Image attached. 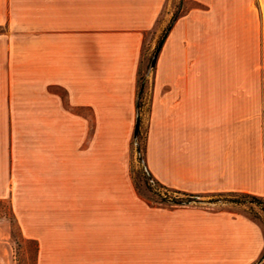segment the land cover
<instances>
[{"label": "crops", "instance_id": "crops-1", "mask_svg": "<svg viewBox=\"0 0 264 264\" xmlns=\"http://www.w3.org/2000/svg\"><path fill=\"white\" fill-rule=\"evenodd\" d=\"M180 0H0V195L36 264H253L262 226L223 207L151 203L124 146L143 33ZM157 54L145 163L191 193L264 195V0H198ZM61 90L65 91V95ZM122 127L95 139L93 117Z\"/></svg>", "mask_w": 264, "mask_h": 264}, {"label": "rangeland", "instance_id": "rangeland-1", "mask_svg": "<svg viewBox=\"0 0 264 264\" xmlns=\"http://www.w3.org/2000/svg\"><path fill=\"white\" fill-rule=\"evenodd\" d=\"M177 5H178L177 3L174 5V9H173L174 12L177 8ZM206 8L207 5H205L204 3L198 0H185L184 4L181 6V8L178 11L177 18H179V16L185 14L187 11L191 9H206ZM175 21L172 23L169 30L172 28ZM163 22L164 21L162 19L157 20L156 24L153 27L145 30L143 33L144 35H143V42L141 48V62L139 67L141 66V73L145 74L144 79L146 80V85H145V91L143 97L141 99V108L139 110L140 135L139 137H137V135L136 136L134 135L135 124L137 122V109H136L135 121L131 133V138L124 146L122 137H119L118 135H114L112 137L113 141L111 143L112 145L110 148L111 154L121 155L125 153L126 160L129 162L130 165V172L134 183L141 192H143L147 196L154 198H156V196L152 192H150L147 188L145 177L148 176V173L145 168L146 165L145 161L141 159V157H143V151L146 143V137L148 131L147 114L149 110V103L152 94V87L155 79L154 77L156 70V65L152 66L151 60L159 44V41L163 35V31L169 24L168 23L166 26L165 25L163 26ZM136 87H137V83H136ZM61 91L64 96L65 91L64 90ZM136 97H137V88H136ZM135 102H136V98H135ZM93 123H94L93 127H94L95 139L108 138V136L106 135L107 133L104 131L109 130L108 129L109 127L124 128L122 122H118V123L115 122V117L113 118L107 116L105 117V116L94 115ZM147 183L151 184V186H153L154 188H157V190L161 191L162 194L166 192L165 188L158 186L157 184L153 183L151 180H148ZM200 194L201 196L198 197L196 201L191 202L190 203L191 205H202V206H210L216 208L223 207V208L231 209L233 211L244 213L250 217L254 215L259 216V219H256V221L262 226L264 231V211L261 208L260 204L250 202L248 199H246L245 202H243L242 204L235 205L229 203L228 201H225L223 197H219L214 193H200ZM36 257H37V240L23 238L17 215L13 211L11 197L0 195V264H36Z\"/></svg>", "mask_w": 264, "mask_h": 264}, {"label": "trees", "instance_id": "trees-1", "mask_svg": "<svg viewBox=\"0 0 264 264\" xmlns=\"http://www.w3.org/2000/svg\"><path fill=\"white\" fill-rule=\"evenodd\" d=\"M184 1L185 0L179 1L177 8L175 12L173 13V16L168 26L163 31V35L159 41V44L163 42L172 23L178 17V11L181 8V6L184 4ZM144 75L145 74L141 73V66H140L138 70V77H137V97H136V102H135L136 109H137V122L139 124V128L137 131V137H139L140 135V115H139L140 111L139 110L141 108V99L143 97V94L145 91V85H146V80L144 79ZM141 159L145 161V147L143 151V157H141ZM145 168L148 173V176L145 177L147 188L150 192H152L156 196V198L145 195L143 192L139 190L136 184L135 183L134 184H135V188L137 189L138 193L142 197H144L146 200H148L149 202L155 203V204H161V205L179 206V205L190 204L191 202L196 201L197 198L201 196L200 193H191V192H186L180 189L168 187L164 185L163 183H161L159 180H157L152 175L147 165H145ZM148 180H151L153 183L157 184L158 186L165 188L166 192L163 193L164 195L162 194L161 191H158L157 188H154L153 186H151V184H148L147 183ZM214 194L219 197H223L225 201H228L229 203H232L235 205H240L243 202H245L246 199H248L250 202L260 204L261 208L264 211V195H257V194H253V193L246 192V191H227V192H219V193H214ZM251 218L256 220V219H259V216L254 215ZM263 263H264V251L261 253L259 258L253 264H263Z\"/></svg>", "mask_w": 264, "mask_h": 264}, {"label": "water", "instance_id": "water-1", "mask_svg": "<svg viewBox=\"0 0 264 264\" xmlns=\"http://www.w3.org/2000/svg\"><path fill=\"white\" fill-rule=\"evenodd\" d=\"M162 43H163V42H162ZM162 43H160V44L157 46L156 50H155V53H154L153 58H152V60H151V65H152V66H154L155 63H156V60H157V54H158V52H159V50H160V48H161ZM138 128H139V124H138V122H136V124H135V129H134V135H135V136L137 135Z\"/></svg>", "mask_w": 264, "mask_h": 264}]
</instances>
